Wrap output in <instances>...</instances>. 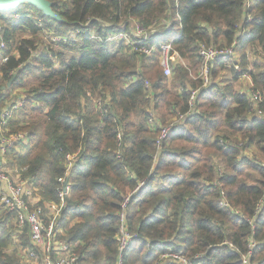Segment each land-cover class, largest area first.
I'll list each match as a JSON object with an SVG mask.
<instances>
[{
  "label": "trees",
  "instance_id": "obj_1",
  "mask_svg": "<svg viewBox=\"0 0 264 264\" xmlns=\"http://www.w3.org/2000/svg\"><path fill=\"white\" fill-rule=\"evenodd\" d=\"M50 1L61 22L31 5L0 11V104L13 77L19 93L35 81L7 123L27 136L9 161L27 168L41 205H60L70 186L61 238L79 264H264V60L250 50L264 55V0ZM165 43L179 55L171 76ZM202 48L234 53L204 75ZM228 65L232 79L219 82ZM12 223L0 212V264H23L8 252ZM21 248L40 252L31 239ZM170 249L187 263L162 259Z\"/></svg>",
  "mask_w": 264,
  "mask_h": 264
},
{
  "label": "built area",
  "instance_id": "obj_2",
  "mask_svg": "<svg viewBox=\"0 0 264 264\" xmlns=\"http://www.w3.org/2000/svg\"><path fill=\"white\" fill-rule=\"evenodd\" d=\"M142 29L138 26V33L142 34ZM119 37H126L121 34ZM58 39V38H57ZM60 40V39H58ZM0 58L3 63L8 60V57L3 56L2 50L5 47V42L2 40L0 33ZM139 51L141 53H151V50L144 46L142 41H139ZM161 48V65L165 75H172V63L179 57L178 52L170 43H165L160 46ZM234 53L232 48H226L222 50L206 49L202 48L200 55L202 56L205 67L204 72L208 73L209 63L219 58H230ZM236 68L239 70V66ZM247 79H250L249 74L243 75ZM251 80V79H250ZM207 81V79H206ZM196 98V92H193L191 98V104L194 103ZM255 99H259L258 95H255ZM26 99L24 96H19L15 101L6 104L0 118V212L6 211L15 214V222L21 230L24 227L29 228L31 242L40 250V252L30 249L26 252V255L30 260L35 262H41L42 264H79V258L76 254L72 253L69 244L63 240V228L60 223V216L64 206V196L69 193L70 186L67 184L64 186V191L61 194L62 203L60 205L56 203H45L41 205L40 198L38 197L37 203L35 200L34 192L31 184L27 179H21L15 177L11 173L15 168L8 169L9 153L13 147L21 146L27 143V136L25 133H12L6 132L7 123L12 119L16 113L21 111ZM169 129L164 128L160 134V140L165 139L169 135ZM61 181H63L61 179ZM225 206H229V203L225 202ZM59 210V211H58ZM124 218V216H122ZM130 239V235L126 232L124 225L121 229V249L122 251L127 246ZM253 245V244H252ZM253 245L252 247H254ZM162 259L171 258L173 260H179L180 262L187 263L186 259L179 253L172 252L171 249L161 257ZM118 264H124L123 255ZM243 264H250L248 255L243 257Z\"/></svg>",
  "mask_w": 264,
  "mask_h": 264
},
{
  "label": "rangeland",
  "instance_id": "obj_3",
  "mask_svg": "<svg viewBox=\"0 0 264 264\" xmlns=\"http://www.w3.org/2000/svg\"><path fill=\"white\" fill-rule=\"evenodd\" d=\"M27 5H29V4H24V5H22L21 7H19L17 10H27L28 8V6ZM34 13V12H33ZM12 17H15L16 15L14 14V13H9ZM35 14V13H34ZM35 16V15H34ZM8 23L7 22H5V23H3V22H1L0 23V26H3V25H7ZM7 26H9V24L7 25ZM19 36H29V34L28 33H26V32H24V33H21V34H19ZM40 41H41V39H40ZM53 41H60V40H58L56 37L55 38H53ZM40 44H41V42H40ZM217 49V48H216ZM260 49V48H259ZM251 50V53H253L252 54V60L254 61V60H264V55H262L260 52H259V50L257 51L256 49L253 51L252 49H250ZM151 53H152V51H151ZM241 52H239V54H240ZM258 56H259V58H258ZM3 64V60H2V58H0V66ZM231 66L232 65H228L227 66V70H225V71H220V73H219V76H218V81L219 82H222V83H225V82H228L229 80H231L232 79V72H231ZM252 68V67H251ZM203 74L204 75H206L207 73L206 72H204V70H203ZM208 75H209V73H208ZM33 77V73H31V77H30V79ZM29 79V80H30ZM249 80H247V78L246 77H242V79L240 78V80L239 81H237V82H235V88L238 90V91H240V92H246V90L247 89H249V88H251L250 87V84H249V82H248ZM34 80H31V82H28V88L27 89H24V90H21L20 91V93H19V89L18 88H12V86L11 87H7L5 90H6V104L7 103H9V102H13V101H15L16 99H17V97H19L18 96V94L20 95V94H22L21 96H26L27 95V91L30 89L29 88V86L31 85V83L32 84H34ZM8 84V83H7ZM7 84H5L4 86H7ZM3 86V87H4ZM12 88V89H11ZM5 101L3 102V103H1L0 104V108L2 107V105L5 103ZM24 118V117H23ZM26 120H27V118H26ZM178 145V144H177ZM180 145V144H179ZM256 151V150H255ZM249 153H251L250 151H249ZM256 154V153H255ZM12 160V159H11ZM10 160V161H11ZM15 160V159H14ZM10 161L8 160V165H7V167H8V169H11V164H10ZM16 164V163H15ZM12 170V169H11ZM26 170H27V168H24V169H21L19 166L17 167L16 166V170H12L13 172L11 173L13 176H15V177H20L21 179H25V178H23V174L26 172ZM250 170V168H247L246 169V172H245V174H244V176L246 177V176H248L249 174H253L251 177H249L250 178V181L252 182V181H254L255 180V178L253 177V176H255V173L253 172V171H249ZM69 196H70V194H69ZM59 211V210H58ZM59 213L61 214V212L59 211ZM71 220V219H70ZM10 230H11V232H13V235L14 234H16V235H14V238H12V240L10 241L11 243H10V249H9V253L10 254H12V253H14L15 254V256L18 258V260H21V262L23 263V264H33V262H32V260H30L29 258H28V256H26L25 258H23L22 257V248H21V244L23 243V241H28L29 239H31V236L30 237H28L29 235L28 234H30V232L26 235V232H24V230L25 229H20V228H17L16 226H15V224H11V228H10ZM26 231V230H25ZM29 231V230H28ZM27 231V232H28ZM23 239H25V240H23Z\"/></svg>",
  "mask_w": 264,
  "mask_h": 264
},
{
  "label": "water",
  "instance_id": "obj_4",
  "mask_svg": "<svg viewBox=\"0 0 264 264\" xmlns=\"http://www.w3.org/2000/svg\"><path fill=\"white\" fill-rule=\"evenodd\" d=\"M24 4H29L33 6L52 20H55L57 22L62 21V17L57 12H55L53 8L54 3L50 0H0V11H14ZM14 81L15 77H13L12 80L8 82L7 86H4L2 89L5 90L7 87H11ZM1 115L2 112L0 111V118Z\"/></svg>",
  "mask_w": 264,
  "mask_h": 264
},
{
  "label": "crops",
  "instance_id": "obj_5",
  "mask_svg": "<svg viewBox=\"0 0 264 264\" xmlns=\"http://www.w3.org/2000/svg\"><path fill=\"white\" fill-rule=\"evenodd\" d=\"M214 61H215V60H214ZM214 61H213V62H214ZM213 62H211V63H213ZM241 79H242V78H241ZM250 79H251V77H250ZM250 79H247V80H249L248 82H249L250 87H251V86H252V79H251V80H250ZM33 200H35L34 203H37L38 196H37V197L35 196Z\"/></svg>",
  "mask_w": 264,
  "mask_h": 264
}]
</instances>
